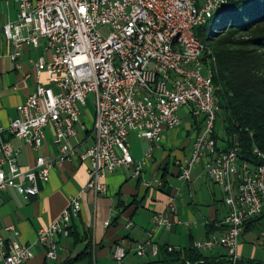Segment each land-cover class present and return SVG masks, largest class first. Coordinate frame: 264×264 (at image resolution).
Returning <instances> with one entry per match:
<instances>
[{"label":"built area","instance_id":"2783aa9c","mask_svg":"<svg viewBox=\"0 0 264 264\" xmlns=\"http://www.w3.org/2000/svg\"><path fill=\"white\" fill-rule=\"evenodd\" d=\"M13 1L19 9L17 21L0 27V38L13 41L17 48L21 44L37 48L40 40H45L50 60L40 58L35 65L37 79L46 75L48 86L38 83L26 102L17 107V116L9 126H0V191L15 190L25 200L37 197L39 185L49 182L52 170L79 161L88 164L86 187L97 197L106 195L108 174L132 168L133 177H139L163 133L180 125L178 113L186 109L202 118V132L189 157L181 163V178L190 181L193 168L203 162L208 179L223 187L228 208L221 224L224 232L196 242L193 248H223L224 258L212 264H239L240 240L246 225L264 216V160L254 152L253 159H245L243 169H236L235 160L241 151L236 141L233 139L228 150H218V109L205 73L209 61L197 62V55L170 59L159 43V35L179 30V41H186V49L197 48L198 54L199 25L208 23L218 5L229 0ZM18 55L11 59L14 61ZM90 94L95 95L96 102L92 129L95 142L80 152L69 140L77 136L81 108ZM49 128L54 131L58 156L52 161L39 157L31 169L20 167L19 151L3 135L8 133L38 150ZM131 133L152 145L141 162L136 163L130 153ZM81 210L82 193L71 198L51 226L39 231L38 243L46 247L47 258L57 259L54 239L70 236L72 221ZM174 210L171 205L169 212ZM154 223V231L170 226L163 216L155 217ZM7 230L19 237L15 227ZM149 245L137 246V255L143 256ZM153 252L157 255L158 250L154 248ZM0 253L4 264H30L35 257L32 246L7 244L2 238ZM124 256V249L118 248L115 259L121 261Z\"/></svg>","mask_w":264,"mask_h":264},{"label":"crops","instance_id":"0c3cea01","mask_svg":"<svg viewBox=\"0 0 264 264\" xmlns=\"http://www.w3.org/2000/svg\"><path fill=\"white\" fill-rule=\"evenodd\" d=\"M18 14V6L13 0H0V27L16 22ZM22 36L27 37L26 30L22 31ZM45 48V40H40L37 48L32 44H21L17 48L13 41L0 38L1 127L9 126L17 116V107L26 102L38 83L48 86V77L43 75L38 80L35 72L40 58L50 60ZM16 53L19 55L13 61L11 57ZM178 118L180 125L163 133L161 142L154 147L152 159L143 167L139 177H133L132 168H120L108 174L106 195L97 197L86 187L88 164L79 161L52 170L49 182L39 185L37 197L25 200L15 190L0 191V238L7 244L32 246L35 257L30 264H64L81 254L88 243L92 249V264H162L165 250L169 248L182 257H194L196 242L224 232L221 224L228 208L223 187L208 179L203 162L193 168L190 181L181 178V163L189 157L202 132V118L194 117L186 109L178 113ZM223 130L222 127L219 130L220 150L228 147ZM76 131L77 136L69 140L73 147L83 152L94 145L92 129L85 123L76 126ZM46 135L38 150L8 133L3 139L19 151L18 165L31 169L39 157L52 161L59 154V148L53 144L54 131L49 128ZM128 142L136 163L143 161L152 146L136 133L129 135ZM80 193L81 213L72 221L69 237L54 239L58 246L57 259H49L46 247L38 243V233L51 226L67 209L71 198ZM171 205L175 208L173 213L169 212ZM157 216L167 218L170 226L154 231ZM11 226L19 232L18 238L7 230ZM258 226L260 229L254 236ZM263 231L264 218H261L243 232L239 264L264 262L257 259L256 248L264 242ZM148 243L144 255L138 256L137 246ZM118 248L125 252L121 261L115 259ZM154 248L158 250L157 255H154ZM197 252L201 260L194 264H208L226 255L223 248ZM0 264H4L1 253Z\"/></svg>","mask_w":264,"mask_h":264},{"label":"trees","instance_id":"16d2710c","mask_svg":"<svg viewBox=\"0 0 264 264\" xmlns=\"http://www.w3.org/2000/svg\"><path fill=\"white\" fill-rule=\"evenodd\" d=\"M196 35L205 45L214 42L212 57L216 60V71L213 82L220 107L218 119L221 116L216 123L217 148L222 127L228 144L224 151L231 147L233 139H237L241 159L252 158L254 146L264 152V0H229ZM238 36L247 39H236ZM258 220L248 223L244 231ZM193 253L194 257H182L165 250L162 264H194L201 259L197 251ZM92 260L88 243L81 254L64 264H92Z\"/></svg>","mask_w":264,"mask_h":264},{"label":"bare ground","instance_id":"6f19581e","mask_svg":"<svg viewBox=\"0 0 264 264\" xmlns=\"http://www.w3.org/2000/svg\"><path fill=\"white\" fill-rule=\"evenodd\" d=\"M227 4L228 1L219 4L217 11L222 10ZM216 12L213 13V17ZM205 25H207V23L200 24L199 29L204 27ZM179 40H180L179 30H171L166 35H159L160 46L168 52V57L170 59H178V57L180 56L183 58H194L195 55H197V62L209 61V64L211 65L212 68H210L209 70L205 69V71L206 74H208L209 89L211 90L213 95L215 108L218 109L219 112L220 107H219V102L215 96V87L213 82L216 71V60L212 57V53L209 52V47L205 45L198 38V54H197V48L186 49V41H179ZM234 141H236V146L240 148L238 140L234 139ZM254 152L260 153L261 158L264 160V152L261 151L256 146L253 147L252 158L250 159H253ZM244 166H245V159L238 158L237 160H235L236 169H243Z\"/></svg>","mask_w":264,"mask_h":264},{"label":"rangeland","instance_id":"374dc122","mask_svg":"<svg viewBox=\"0 0 264 264\" xmlns=\"http://www.w3.org/2000/svg\"><path fill=\"white\" fill-rule=\"evenodd\" d=\"M103 35L107 36L108 32L102 30ZM241 39V40H245L247 39L246 37H236V39ZM207 46L209 47V52H213V48H214V42L210 41L207 43ZM211 67V65H206L205 69L209 70ZM206 73V71H205ZM82 117H81V122L85 123V125L89 128V129H93V121H94V115H95V110H96V102H95V95L94 94H90L87 99H86V105L82 106ZM219 113V112H218ZM221 116L218 119V123L220 120ZM259 226L256 228V230L254 231V236H256V234L259 231ZM256 248L258 249V255H257V259L263 260L264 261V246L263 244H259L256 245Z\"/></svg>","mask_w":264,"mask_h":264},{"label":"water","instance_id":"95a60500","mask_svg":"<svg viewBox=\"0 0 264 264\" xmlns=\"http://www.w3.org/2000/svg\"><path fill=\"white\" fill-rule=\"evenodd\" d=\"M221 10H219V11H217L216 13H215V15L218 13V12H220Z\"/></svg>","mask_w":264,"mask_h":264}]
</instances>
